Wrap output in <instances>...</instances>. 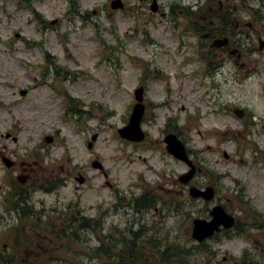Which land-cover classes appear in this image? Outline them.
<instances>
[{
  "label": "rangeland",
  "instance_id": "rangeland-1",
  "mask_svg": "<svg viewBox=\"0 0 264 264\" xmlns=\"http://www.w3.org/2000/svg\"><path fill=\"white\" fill-rule=\"evenodd\" d=\"M114 1L0 0V253L14 251L24 264H103L102 239L134 229L143 233V254L158 263L167 246L199 244L193 219H209L222 204L245 230L206 240L212 263L234 264L247 252L264 264V0H156L165 15L153 12V0L112 8ZM199 4L202 13L188 16ZM222 16L233 27L227 49L192 31ZM140 86L145 137L132 142L118 129ZM167 123L201 167L188 184L179 177L189 166L166 150ZM13 182L33 216L14 210L24 203ZM48 182L56 189H43ZM192 186H213L215 198L192 197ZM143 194L159 202L134 209ZM75 211L69 231L63 220ZM80 217L102 221V231L78 228ZM189 260L210 258L193 249Z\"/></svg>",
  "mask_w": 264,
  "mask_h": 264
},
{
  "label": "trees",
  "instance_id": "trees-1",
  "mask_svg": "<svg viewBox=\"0 0 264 264\" xmlns=\"http://www.w3.org/2000/svg\"><path fill=\"white\" fill-rule=\"evenodd\" d=\"M25 2L29 3V0H24ZM203 5L198 6L197 10H191L190 7L186 8L187 15L190 16L192 14L198 15L201 14L202 11L205 9L202 8ZM71 9L74 13V15L79 14L83 16L81 13L77 12V9L72 7ZM37 19L41 23H46L47 20H45L41 14L38 12H35ZM254 21L257 23V21H260L262 18V15L259 13V11H255L252 14ZM84 17V16H83ZM226 19L224 16L220 17V22L212 24V19L208 21V25L205 28H200L196 23L193 24V32L198 34L209 33L212 37H227L229 34V30H233V27L231 24L226 23ZM240 42V40L235 41V43ZM241 45V44H240ZM211 63V62H210ZM68 108V109H67ZM66 108V112L68 114L71 109L69 107ZM168 131L174 132L175 134H178V131L176 130V126H172L167 123ZM188 153L191 154V150L189 148ZM19 183L13 182V195L15 197H19V201L24 203L23 205H18V201L14 202L13 208L18 213V216L20 219L29 218L30 216H33V211L30 209V206L28 204V200H26L23 195L24 192L22 188L20 187ZM43 187V186H41ZM46 191H52L56 189V184L48 182L46 187H43ZM12 193V192H11ZM133 204L132 207L137 210H148L152 209L159 201L158 199L154 198L152 195H140L137 197H134L132 199ZM132 203V202H131ZM178 203V202H177ZM78 211H75L72 216L69 218H65L63 220V225L69 228V231H73V228L77 225V215ZM251 219L254 221L259 220L260 214L255 211H250ZM39 219V217L37 218ZM64 228V231L65 229ZM78 228L82 230H88L93 229L96 231H102L103 229V223L102 221L94 218H85L80 217ZM234 228L237 230V233L243 232L245 229L241 228V224L239 222H236ZM233 230H224L223 233L227 236H230L232 234ZM77 228L74 231V238L77 240ZM222 235V233L215 234L212 238L218 239ZM143 233L141 230H134L130 229L129 233L127 235H123L118 240L111 239L106 240L102 239L101 243L99 244L97 251L100 258H104L103 264H196L195 262L192 263L189 260V256L192 254L193 249H197L199 251L205 252V254L210 258V260L207 262V264H217L212 263L213 259L215 258V253L210 248L205 241L202 243H199L197 245H193V248H186L182 247L181 245L177 244L174 246H167L164 248V250L161 252V259L158 263H156L153 259H150L149 255H144L142 252L143 248H146V242L143 241ZM112 237V236H111ZM106 238V236L104 237ZM152 239L148 240L147 242H151ZM108 242V244H107ZM0 264H24L23 261H21L20 256L17 255L14 251H7L6 253H0ZM234 264H252L247 252L243 254V256L240 259H235Z\"/></svg>",
  "mask_w": 264,
  "mask_h": 264
},
{
  "label": "water",
  "instance_id": "water-1",
  "mask_svg": "<svg viewBox=\"0 0 264 264\" xmlns=\"http://www.w3.org/2000/svg\"><path fill=\"white\" fill-rule=\"evenodd\" d=\"M112 8H122L123 3L121 0H116L112 3ZM151 8L153 11L158 10V3L156 0H153L151 4ZM208 34H205L207 36ZM229 39L227 37L215 39L212 46L214 47H223L228 43ZM260 49L264 48V40L260 39ZM235 53V51H232ZM240 55H238L239 57ZM143 87H139L135 90V98L137 100L136 104L133 107L132 113L129 117V122L122 128L118 129L119 134L122 138L133 141L139 142L142 141L145 137L144 132L141 129V120L145 111V105L143 103ZM234 113L238 117H242L244 115L243 110L235 109ZM95 139V136L94 138ZM48 141H51V137H47ZM164 142L166 143L167 151L174 156L176 159H179L185 162L189 167V171L185 172L179 177V180L183 184H188L192 178L195 176L197 167L191 160L190 156L187 153V148L184 143L177 137L174 133H169L166 135ZM92 146V143H89V147ZM7 166L11 165V162L5 161ZM98 164V167H101V164ZM95 166V165H94ZM78 181L82 183L84 181V177H79ZM189 193L194 198H202L205 201H210L214 199L215 196V189L213 186H208L204 189H200L197 187H190ZM236 223V218L234 215L229 213L222 204L214 205L210 210V218H201L196 217L192 221V238L201 243L212 236L215 233L221 232L223 229H231Z\"/></svg>",
  "mask_w": 264,
  "mask_h": 264
},
{
  "label": "flooded vegetation",
  "instance_id": "flooded-vegetation-1",
  "mask_svg": "<svg viewBox=\"0 0 264 264\" xmlns=\"http://www.w3.org/2000/svg\"><path fill=\"white\" fill-rule=\"evenodd\" d=\"M158 12H161V13H162V15H165V14H164V12H162V10H160V9H159V11H158ZM248 25H249V26H251V25H252V23H248ZM227 46H228V45H227ZM227 46H225V47H222V49H227ZM144 101H145V98H144ZM145 104H146V102H145ZM146 106H147V104H146Z\"/></svg>",
  "mask_w": 264,
  "mask_h": 264
}]
</instances>
